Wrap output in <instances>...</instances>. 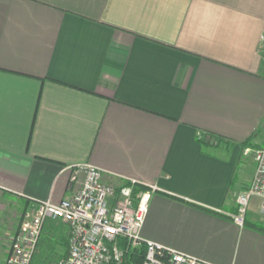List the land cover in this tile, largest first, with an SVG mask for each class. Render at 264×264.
<instances>
[{
    "label": "crops",
    "instance_id": "crops-1",
    "mask_svg": "<svg viewBox=\"0 0 264 264\" xmlns=\"http://www.w3.org/2000/svg\"><path fill=\"white\" fill-rule=\"evenodd\" d=\"M264 143V0H0V264L20 214L69 194L66 166L156 185L143 235L264 264L263 199L228 212ZM49 219L40 239L64 242ZM40 244V243H39Z\"/></svg>",
    "mask_w": 264,
    "mask_h": 264
},
{
    "label": "built area",
    "instance_id": "built-area-1",
    "mask_svg": "<svg viewBox=\"0 0 264 264\" xmlns=\"http://www.w3.org/2000/svg\"><path fill=\"white\" fill-rule=\"evenodd\" d=\"M253 151L256 169L249 186L235 194L237 210L228 212L232 220L244 226L251 200L263 199L264 145ZM71 172L69 194L60 202L34 201L20 214V220L3 264H32L45 223L59 220L69 226L68 252L57 264H128L134 248L145 247L142 264H215L195 255L166 246L143 235L156 185L127 179L123 185L104 180L105 170L91 162L66 166ZM143 185V184H141Z\"/></svg>",
    "mask_w": 264,
    "mask_h": 264
},
{
    "label": "rangeland",
    "instance_id": "rangeland-1",
    "mask_svg": "<svg viewBox=\"0 0 264 264\" xmlns=\"http://www.w3.org/2000/svg\"><path fill=\"white\" fill-rule=\"evenodd\" d=\"M264 145V143L259 144L257 146H251L252 149H256L257 147H260ZM250 157H254L253 151L250 152ZM69 235V234H68ZM65 242V241H64ZM65 243H59L57 246L56 242H54L51 239V236H46V240L44 241V244L41 242L37 248L38 255L42 256L41 258L45 259L44 264H57L58 263V254L59 252H64L65 250ZM58 259V260H57Z\"/></svg>",
    "mask_w": 264,
    "mask_h": 264
},
{
    "label": "trees",
    "instance_id": "trees-1",
    "mask_svg": "<svg viewBox=\"0 0 264 264\" xmlns=\"http://www.w3.org/2000/svg\"><path fill=\"white\" fill-rule=\"evenodd\" d=\"M145 188V185H137L136 186V192L140 191L141 189H144ZM46 240V239H45ZM44 240V241H45ZM44 241L42 242L44 244ZM69 241V240H68ZM41 243V242H39ZM64 243V242H63ZM39 246V245H38ZM145 247H140V248H134L132 249L128 255H127V263L128 264H142L144 258H145ZM38 250L36 251L35 255H34V258H33V261H32V264H44L45 262V259L41 258L42 256L38 255ZM65 255H60L58 254V259H62ZM57 259V260H58ZM58 260V262H59Z\"/></svg>",
    "mask_w": 264,
    "mask_h": 264
}]
</instances>
